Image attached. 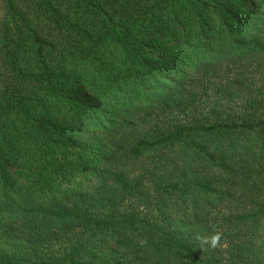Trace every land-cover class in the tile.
Masks as SVG:
<instances>
[{
    "label": "trees",
    "instance_id": "16d2710c",
    "mask_svg": "<svg viewBox=\"0 0 264 264\" xmlns=\"http://www.w3.org/2000/svg\"><path fill=\"white\" fill-rule=\"evenodd\" d=\"M0 264H264V0H0Z\"/></svg>",
    "mask_w": 264,
    "mask_h": 264
},
{
    "label": "clouds",
    "instance_id": "9594fccd",
    "mask_svg": "<svg viewBox=\"0 0 264 264\" xmlns=\"http://www.w3.org/2000/svg\"><path fill=\"white\" fill-rule=\"evenodd\" d=\"M195 239L199 241L201 248L203 245H208L210 248L215 249L222 246L223 233L217 231L211 236L196 235Z\"/></svg>",
    "mask_w": 264,
    "mask_h": 264
}]
</instances>
